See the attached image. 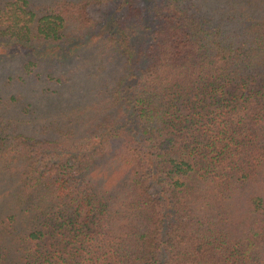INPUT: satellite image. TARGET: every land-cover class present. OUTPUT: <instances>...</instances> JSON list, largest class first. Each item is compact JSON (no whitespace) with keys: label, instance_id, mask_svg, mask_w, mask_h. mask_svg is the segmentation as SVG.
Masks as SVG:
<instances>
[{"label":"trees","instance_id":"16d2710c","mask_svg":"<svg viewBox=\"0 0 264 264\" xmlns=\"http://www.w3.org/2000/svg\"><path fill=\"white\" fill-rule=\"evenodd\" d=\"M7 183L0 264H264V0H0Z\"/></svg>","mask_w":264,"mask_h":264},{"label":"rangeland","instance_id":"374dc122","mask_svg":"<svg viewBox=\"0 0 264 264\" xmlns=\"http://www.w3.org/2000/svg\"><path fill=\"white\" fill-rule=\"evenodd\" d=\"M10 185H12V184H9V186H10ZM0 187H1V186H0ZM7 187H8V183H7V186H6V187L0 188V195H1L3 192H4L5 195H6V197L3 198V200L0 199V201H4V202H7V203L11 204L10 201L13 199V198H11L12 192L9 191V188H7ZM5 188H6V189H5ZM3 189H5V190L2 191ZM7 211H9L10 213H12L13 209L7 207Z\"/></svg>","mask_w":264,"mask_h":264}]
</instances>
